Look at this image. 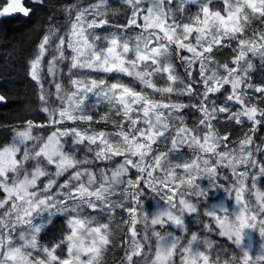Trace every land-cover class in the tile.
<instances>
[{
  "label": "snow or ice",
  "instance_id": "6c2138e0",
  "mask_svg": "<svg viewBox=\"0 0 264 264\" xmlns=\"http://www.w3.org/2000/svg\"><path fill=\"white\" fill-rule=\"evenodd\" d=\"M103 3L75 11L72 5L66 7L69 27L61 32L52 25L29 62L47 122L26 121L23 130H15L12 142L0 147V264H102L112 244L110 226H93L94 216L79 215L84 208L109 217L116 208L127 213L124 264H177V255L179 264H264V191L257 187V180L264 177V160L257 154L264 146H253V135L264 124V108L244 100L248 89L264 94V83H251L253 64L248 59L251 53L264 64V32L246 35L253 19L264 23V0H222V10L213 0H204L195 13L180 17L177 12L198 0H177L175 7L173 0H148L147 6L141 0H126L131 12L119 27L139 31L106 35V45L98 48L100 35L88 30L109 23L106 17L99 18ZM30 13L23 0H6L0 7V17ZM88 15L93 19L87 20ZM232 41H236L232 66L217 63L211 55L214 49L231 47ZM173 54L184 67L186 81L171 62ZM157 74L166 83H156ZM64 76L70 88L63 86ZM45 79L54 90L45 91ZM221 92L224 101L240 108L233 112L231 104H218ZM183 96L192 99L185 102L179 99ZM5 101L0 96V102ZM101 101L120 117L119 121L108 120V113L101 117L117 128L114 132L55 127L43 139L32 134L33 128L49 125L90 124L94 118L87 110ZM189 107L199 113L192 126L182 115ZM221 113H230L225 119L236 124L244 123L241 117L250 122L253 135L246 134L238 148L229 149L228 134L220 136L214 130L212 121ZM79 145L92 153L90 158H77ZM185 146L198 153L188 158L176 155ZM90 163L97 168L83 167ZM219 168L229 169V184L220 183L219 178L228 177ZM204 180L206 184L199 183ZM218 190L234 201L231 208L217 201ZM246 191L254 201L245 199ZM117 192L119 199L113 200ZM149 200L151 212L144 207ZM64 211L77 213L67 221L70 232L51 248H41L38 234ZM188 216L206 217L203 231L224 237L239 254L221 259L219 251L226 250L220 249L213 258L215 242L190 231ZM18 228L22 230L17 234ZM253 233L260 237L255 254ZM61 243H67L64 259L55 254Z\"/></svg>",
  "mask_w": 264,
  "mask_h": 264
},
{
  "label": "trees",
  "instance_id": "16d2710c",
  "mask_svg": "<svg viewBox=\"0 0 264 264\" xmlns=\"http://www.w3.org/2000/svg\"><path fill=\"white\" fill-rule=\"evenodd\" d=\"M141 2L144 4V6H147V0H141ZM203 2L204 0H198V3H190L185 5L184 12H177V17L195 13L199 3ZM97 3H99V0H44L43 4L35 3L34 0H27L25 6L31 9L29 16L25 17L22 14H14L11 16L0 17V96H4L6 98V101L3 104H0V147L9 144L15 136V130L25 127L26 121L31 120L37 124L47 122L46 114L41 111L42 102L39 99L38 87L29 75V62L35 56L37 46L41 42L43 35L46 34L52 25H55V27L59 28L61 32H64V30L69 27L70 18L65 12L66 7L69 5H72L73 11H75V8L77 7L83 9ZM103 4L102 16L104 18L106 17L109 23L103 27H96L88 30L90 33L100 35L101 39L96 41L98 48L104 47L106 45L104 40L106 35L114 33L120 34L123 32L124 36H129L134 35L135 32L139 31L134 28H128L127 30H124L119 27L128 20L131 12V8L126 3V0H104ZM176 4L177 0H173V7H175ZM213 5L220 7L222 10V0H213ZM3 6H6V0H0V7ZM85 18L87 20H91L93 19V16L88 15ZM99 18L102 19V17ZM252 32H264V23L258 19H253L249 28L246 29V35L250 36ZM235 47L236 41H232L231 47H221L214 49L211 55L215 58L217 63L228 64L229 67H231V61L236 55V52L233 51V48ZM48 59L49 56H45V64H47ZM248 59L251 60L253 64V68L249 71L251 83L253 85L264 83V64H262L260 58L258 56L254 57L251 53H249ZM171 62L175 65L177 74L186 81L187 74L184 71L183 65L176 58L175 54H173ZM64 68L65 70L67 69L66 63L64 64ZM219 71L223 72V69H220ZM92 75L99 74L93 73ZM62 79L64 82L63 86L65 88H70V85L67 82V76L62 77ZM108 79L111 81L113 76L109 75ZM123 79L128 80L129 78L124 77ZM153 80L158 84L166 83L164 77L161 74L154 76ZM44 85L45 91H48L50 88L54 90V87L50 85L48 79L44 80ZM136 87L139 88L140 85L137 84ZM226 90L227 86H225L223 91ZM222 95L223 92L217 93L218 104H231V111L233 112L240 108V105L235 104L234 102L224 101ZM179 99L187 102L192 98L183 96L179 97ZM244 100L246 104H254L258 108H264V94H257L252 89H248V94L244 97ZM87 103L89 102H86V104ZM105 113L109 114L108 120H120V117H116L114 115L115 109L112 108L111 105L101 101L96 104L95 108L89 107L87 110V114L92 115L94 118L90 124L88 122H77L76 125L81 129L88 127L90 131L94 132L105 131L111 133L116 131L117 128L112 123H106L101 119ZM182 115L185 116V122L190 126L195 125L199 118V113L195 112L190 107L185 108ZM228 115H230V113L219 114V118L213 120L212 124L218 135L223 136L226 133L228 134L229 141H231V143L228 144L229 149L238 148L240 141L245 138L246 134L253 135L249 131L251 125L250 122L246 121V118L244 117H241L244 123L236 124L234 120L225 119V117ZM97 120L100 122L97 123ZM173 123L176 122L173 121ZM55 127L56 126L49 125L45 127L33 128L32 134L34 136H40L41 139H43L51 134ZM125 127H127V125H125ZM198 131H203V129H198ZM31 143H29V145ZM256 144L264 146V124L258 126L255 134L253 135V146ZM160 150L164 151L166 149L161 148ZM197 153L198 149L195 147L190 148L185 146L182 151L176 155L188 158ZM77 158L80 157L77 155ZM120 159L122 158H116V160ZM257 159L264 160V152L257 154ZM29 163L31 164V161ZM112 163H115V161ZM83 167L95 169L97 168V165L90 163L83 165ZM218 171L221 172L223 176L228 177L227 180L223 179L222 177L219 178L221 184H229L232 181L229 169L219 168ZM199 183L206 184L207 181H199ZM247 183L249 184L250 188L251 179H249ZM257 187L264 189V177H261L257 180ZM119 196L120 194H117L113 196L112 199L117 200L119 199ZM244 197L246 200L251 201H254L255 199L253 196H251L250 191H246L244 193ZM2 198L3 196L0 195V199ZM189 199L194 198L189 197ZM152 206V200L146 201L147 209L152 208ZM200 207L203 209L205 207L204 203H201ZM76 214L77 213L72 211H64L61 214L56 215V218L52 219L51 224H45L43 227V232L40 234L38 245L41 248H51L55 243L63 240L70 232V229L67 226V221L69 217ZM79 215L83 217L94 216L98 222L104 221L110 224V239L112 240V244L105 252L102 264H124L126 245H124L123 242L127 237L128 225L123 222V218L127 217V213H125L121 208H116L114 215L109 217L107 213H93L90 209L84 208L79 212ZM46 217L47 214H45V218ZM206 220L207 218L203 216H200L199 218H196L195 216L187 217V225L189 230L195 231L198 235H205L209 237V234L212 232L208 234L207 232L203 231V223ZM218 239L220 243L214 241L215 244L212 248V251H214L213 257H215V254L220 249L226 250L219 251L221 259L226 258L232 252L239 254V250L236 249L234 245H231L224 238L219 237ZM154 250L155 249L153 248V251ZM177 251H179V249ZM35 254L43 255L42 253L36 252ZM55 254L61 259L67 258V243H61L60 246L56 248ZM178 257L179 256L177 255L176 259H178ZM151 259L152 257L149 256V260Z\"/></svg>",
  "mask_w": 264,
  "mask_h": 264
},
{
  "label": "rangeland",
  "instance_id": "374dc122",
  "mask_svg": "<svg viewBox=\"0 0 264 264\" xmlns=\"http://www.w3.org/2000/svg\"><path fill=\"white\" fill-rule=\"evenodd\" d=\"M148 1V0H147ZM103 5L104 4H101L100 5V7H101V10H102V13H103ZM100 17H102V18H104L103 16H100ZM236 104V103H235ZM56 127H60V128H68V127H77V125L76 124H71L70 122H67V123H64V124H60V125H58V126H56ZM23 128L24 127H21V128H19L20 130H23ZM77 128H79V127H77ZM81 131H85V130H87V131H90L89 130V128L88 127H84L83 129H81V128H79ZM90 132H94V131H90ZM50 135V134H49ZM15 137V136H14ZM13 137V138H14ZM13 140V139H12ZM12 142V141H11ZM10 142V143H11ZM32 141H28L27 143L29 144V143H31ZM78 149H79V151L77 152V155H78V157H80V158H90L91 157V153H89V152H87L85 149H84V147L82 146V145H79V146H76ZM92 147H96L95 145H93ZM22 151H23V149H22ZM81 153V154H80ZM18 158V157H17ZM70 171H74V170H70ZM67 175V174H66ZM63 179H65V177L64 176H62L61 178H60V180L61 181H63ZM261 191H264V189H262L261 187H258ZM117 194H120L119 192H117ZM177 196H179V192L177 193ZM217 201L218 202H223V203H225L229 208H231L232 207V205H233V203H234V201L233 200H231V199H228L227 197H226V195H225V193L223 192V191H217ZM163 201H161L160 202V204L161 205H163ZM144 207H145V209H147V207H146V202H145V205H144ZM152 208H153V206H152ZM152 208H150V209H147V210H149V212H151V210H152ZM83 217V216H82ZM189 217V216H188ZM56 217H53V219H55ZM36 223H40L39 221H36ZM100 223H108V222H104V221H101V222H98V220H94L93 221V226H95V225H97V224H100ZM186 223H187V217H186ZM109 226H110V224H109ZM137 229L138 230H140L141 229V225H137ZM22 229H18L17 230V234L21 231ZM43 232V228H42V230L40 231V233L38 234V237H37V240H39V237H40V234ZM208 234H209V232H207ZM198 236H200V237H205V235H198ZM252 236H253V245H254V247H253V254H255V252H256V250H257V247H258V244H259V242H260V237H259V235H258V233H253L252 234ZM207 237V236H206ZM220 236L219 235H217L216 234V232L215 233H210L209 234V237H207L208 239H211L212 241H216L217 243H220V241H219V238ZM220 238H224V237H220ZM217 239V240H216ZM225 239V238H224ZM226 240V239H225ZM227 241V240H226ZM16 243H20V241L19 240H16ZM153 245H154V241H153ZM204 245H201V250H204ZM154 248V247H153ZM212 251V250H211ZM212 253H214V251H212ZM33 255L35 256L36 254H35V252L33 253ZM86 258V257H85ZM214 258V257H213ZM174 259L177 261V264H179V257H178V259H176V257H174Z\"/></svg>",
  "mask_w": 264,
  "mask_h": 264
},
{
  "label": "water",
  "instance_id": "95a60500",
  "mask_svg": "<svg viewBox=\"0 0 264 264\" xmlns=\"http://www.w3.org/2000/svg\"><path fill=\"white\" fill-rule=\"evenodd\" d=\"M25 0H23V2H24ZM4 102H0V104H3Z\"/></svg>",
  "mask_w": 264,
  "mask_h": 264
}]
</instances>
